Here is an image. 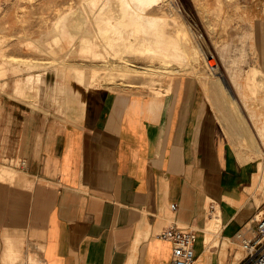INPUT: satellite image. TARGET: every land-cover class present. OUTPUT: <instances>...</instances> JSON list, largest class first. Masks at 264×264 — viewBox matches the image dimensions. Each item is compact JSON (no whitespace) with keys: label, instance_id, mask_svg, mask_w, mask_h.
<instances>
[{"label":"crops","instance_id":"obj_1","mask_svg":"<svg viewBox=\"0 0 264 264\" xmlns=\"http://www.w3.org/2000/svg\"><path fill=\"white\" fill-rule=\"evenodd\" d=\"M223 64L163 92L67 85L60 111L1 96L0 264H168L172 224L197 230V264H240L237 233L264 204V66Z\"/></svg>","mask_w":264,"mask_h":264},{"label":"bare ground","instance_id":"obj_2","mask_svg":"<svg viewBox=\"0 0 264 264\" xmlns=\"http://www.w3.org/2000/svg\"><path fill=\"white\" fill-rule=\"evenodd\" d=\"M47 1L52 5L57 3L56 0ZM156 8L162 11H154ZM171 10L173 17H171ZM173 23L175 28L171 30ZM47 24L43 33L41 32L37 37L34 36L36 42L30 40L25 43L37 50L40 47L42 50L44 48L46 56H38L37 61L24 62V64L27 63L26 66L28 65L26 75L16 77L13 82V88L15 87V91L22 96L35 98L38 92L40 97L43 96L47 86L44 73L40 71L43 67L53 68L62 77V81H56L53 86L55 91L53 100L59 107L63 106L66 99L67 83L64 77L68 68L75 79L87 86L98 84L105 75L106 80L111 83L118 77L127 79L131 83L133 82L131 79L135 77L137 80L134 83L139 81V85L153 86L167 74H176V71L186 67L190 70L197 68L199 58L204 56L208 74H212L211 77H215L213 79L221 80L218 73L221 70L220 65L213 60L214 54L206 51L204 34L196 26L198 23L190 22L185 9L175 0H81L77 8L54 12L50 21L47 18ZM5 35L0 36L2 55L5 50L2 44L6 40ZM81 54H91L96 58L105 56L108 58L109 55H113L120 59L103 74L95 65L88 67L89 65L85 66L73 60L75 55ZM16 57L15 55L13 58L15 62L13 61L12 70L20 73L23 66L22 62H17ZM136 57H142L146 62L140 64L136 61ZM9 59L12 61L11 58ZM6 61L7 58L0 59V76L6 73L7 66L12 67L7 65ZM113 66H118L116 71L112 69ZM37 67H40L39 71L35 70V68L38 69ZM115 82L125 81L116 80ZM0 85L4 88L6 82H0ZM41 93H43L42 96ZM210 209L215 210V207ZM217 219L221 220L222 216L213 213L208 217L207 222L205 221L206 225L202 229V239L205 238L206 241L212 231H216L214 246H217L221 232L217 227ZM251 226H253V219L247 223L243 231H239L240 234L250 231ZM240 234L237 233V237L242 241ZM238 246L237 258H241L246 254V249L243 242H239ZM33 264H42V262L35 260Z\"/></svg>","mask_w":264,"mask_h":264},{"label":"rangeland","instance_id":"obj_3","mask_svg":"<svg viewBox=\"0 0 264 264\" xmlns=\"http://www.w3.org/2000/svg\"><path fill=\"white\" fill-rule=\"evenodd\" d=\"M56 2L57 3H55L54 6L48 3L47 0H0V29H2L0 31V36L3 37V35L6 34V40L3 41L4 43H2L5 50L3 55L0 53V59L7 58L6 62H8V64H6L12 66L11 68L7 66L8 70L6 71V73L3 76H0V82H6V86L4 87L5 89L2 85H0V97H9L6 99L11 100V102L15 104L14 113L20 114L22 112V108L31 106L37 108L40 107L44 110L47 109L49 111H52L54 107L58 109L56 101L53 100L55 93L53 86L55 85L56 81H62V77H60V75H58L53 68L45 69L43 67L42 70H40V67H37L38 69L35 68V70H40L44 73L43 76L47 83V86H45L46 90L43 91L45 95L41 93V96L43 94L42 97H40V92H38V96L35 98L22 96L21 94L17 93V91H15V87L13 88L14 79L18 76H25L28 71V69H26L28 65L26 66L27 63L24 64V62L33 60L37 61L38 56H46V50L44 48L42 50V48L40 47V49L37 50L36 48L29 47L28 43L25 44L26 41L32 40L33 42H36L34 36L37 37L41 34V32L43 33L45 28L48 26L47 18H49L50 21L54 12H61L69 8H77L78 6H80L81 0H56ZM175 2L181 4V6L185 9L190 22L198 23V25L196 26H198L199 31L201 33L203 32L202 34H204V44L206 45V51H211L214 54V57L212 58L215 62L219 63L220 69H222L223 65H227L223 64L222 62L226 63L228 61L231 63V65L243 61L244 64L248 65L264 66L263 0H175ZM247 4L255 5L254 15L249 17L246 15V13H248V11L246 10ZM154 11L162 10L156 8ZM171 13V17H173L172 10ZM167 14H169V12ZM253 16L254 20L252 19ZM4 24H6V26ZM173 28H175L174 23L171 25L170 29L173 30ZM30 35L33 36L30 37ZM15 55L17 56L16 58H18L17 62H22L23 67L26 66L24 68L22 67V71H20V73L12 70L14 61L13 58L15 57ZM105 57L96 58L93 55L91 56V54H81L75 55L73 57V60L78 63L84 64L85 66L89 65L88 67L95 65L104 74L105 71L111 69L110 66L118 62L120 59L119 57H114L113 55H109L108 58L107 56ZM9 58H11L12 61ZM204 58V56L199 58V65L197 66V68L190 70V68L187 69L186 67L185 69L176 71V74H167L163 76V78H161L159 83L157 84V87L160 91L156 90V92L168 91L171 84L179 81L182 76L184 77L187 75H193V77H202V71L205 76H211L212 74L207 73V61L206 58ZM135 59L140 64L146 62V60L142 57H136ZM116 67L118 66H113L112 69L116 71ZM64 78L70 91H73V89H77L78 87H82L81 89H79L81 93H83V89L87 88V86L83 82H80L73 77L69 68L66 69V77ZM116 80L130 82L127 81V79H120L119 77L115 79V81ZM131 80H133V82L131 83H134L137 79H135L134 77ZM115 81L112 83H115ZM112 83H108L105 75L98 84ZM134 84L137 85L140 84V82L136 81V83ZM103 86L104 85H101V87ZM153 86L143 84L141 86H127L123 88H135L146 91H153L157 89L153 88ZM168 86L169 88H167ZM253 93L257 94L259 93V91H254ZM252 157L257 158L259 161L264 160V153H254L252 154ZM261 207L262 205L260 206V208ZM213 213H216L221 217L220 210L218 208L216 210H209V216L213 215ZM216 222L218 223L217 227L221 230L222 219H217ZM255 223L256 222H254V225ZM215 238L216 231L214 230L210 234V237H208L207 242L210 243L212 242V240H215ZM240 242L242 241L240 240ZM35 260L38 259L35 258L32 254L29 257H25L21 252V254L14 256V258L11 259V262L15 261L14 263L16 264H33ZM244 261L245 260H243L240 264H242Z\"/></svg>","mask_w":264,"mask_h":264},{"label":"built area","instance_id":"obj_4","mask_svg":"<svg viewBox=\"0 0 264 264\" xmlns=\"http://www.w3.org/2000/svg\"><path fill=\"white\" fill-rule=\"evenodd\" d=\"M175 206L172 204V207ZM253 222L256 223H253L249 233L238 232L246 249L242 264H264V204L255 214ZM160 235L172 243V258L168 264H196L195 244L198 233L195 228L185 224H172L162 230Z\"/></svg>","mask_w":264,"mask_h":264}]
</instances>
